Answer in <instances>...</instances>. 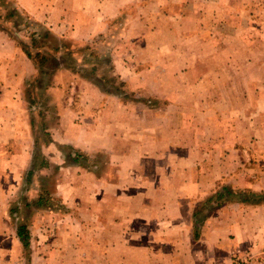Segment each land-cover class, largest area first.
Returning a JSON list of instances; mask_svg holds the SVG:
<instances>
[{"label": "crops", "instance_id": "1", "mask_svg": "<svg viewBox=\"0 0 264 264\" xmlns=\"http://www.w3.org/2000/svg\"><path fill=\"white\" fill-rule=\"evenodd\" d=\"M172 1L194 12L191 18L194 23L191 24L200 27L185 32L187 40L198 37L202 44L190 47L182 61L175 57L164 61L165 57L159 58L156 54V46L141 39L144 34L154 33V30H148V22L155 16L148 14L147 8L172 5ZM233 5L231 0H57L54 3L17 0L16 8L35 18L38 25L54 37L57 53L54 55L56 66H52V70H58L52 72V80L57 74L64 76L66 83L39 84L38 75L43 64L37 65L34 56L18 45L19 32L9 25L0 26V200L1 187L4 188L1 182L8 183L7 198L2 204L0 202V214L7 215L8 219L2 218L4 223L0 222V228L7 226L11 231V247L15 244L21 247L17 236L20 225L17 226L12 217L19 212L16 195L11 197L16 185L29 183L40 176L47 180L52 173L45 172L52 170L57 174L56 183L74 182V185L70 184L73 202L79 204L72 212L77 217L74 223H69L65 213L60 216L59 227L65 228L64 232H69L71 227L74 237L62 242L60 239L56 243L52 241L55 246L59 245L58 253L49 254L45 262L126 264L131 248L139 258L137 264H234L237 249L249 252L264 249V202L224 203L203 218L196 230L194 228L193 215L201 214L196 202L214 195L221 186L254 194L257 187L264 190V58L257 59L254 54L261 50L257 45L238 46L247 34H253L254 19L239 5L230 9ZM114 18L126 23L125 30L118 33L117 44L100 45L99 42L93 52L111 57L110 63L119 78L135 79L137 87L142 86L145 91L151 86L158 89L163 85L159 80L162 73L158 74L156 70L169 69L171 72H167V77L172 78L166 80L172 93L160 96L179 104L171 105L173 114L166 112L164 117L159 116L157 110L140 103L146 100L139 94L129 102L126 95L109 91L100 92L102 102L93 103L94 108L90 106L89 111L78 107L77 93L90 80L79 72L86 68L79 59L71 68L63 62L65 45L62 44L70 38L74 43L92 39ZM3 21L11 22L9 16H0V22ZM52 23H58L57 30L50 27ZM66 24L72 29L66 31ZM209 26L213 29L206 33ZM225 29L227 31L223 33ZM125 31L131 34H125ZM211 39H221L226 44L204 43ZM130 50L137 55L133 74L122 61L123 55ZM171 52L176 54L179 50L171 51L170 48ZM37 53L42 54V51ZM213 61L217 67L211 66ZM99 65L104 67L103 63H94L89 72L100 70ZM179 68L187 72L177 83ZM231 68L263 71L260 79L256 74L248 73L246 100L240 93L232 97L233 116L242 117L245 128L242 130L239 124L238 129L233 128L232 143L214 140L215 147L208 144L210 137L200 127L190 140L189 134L198 125L188 119L207 118L212 113L217 115L218 108L194 107L195 102L213 101V96L200 92L208 85L206 74L202 72L200 77H195L196 74L190 72ZM95 74V80L100 82L99 74ZM214 76L211 75L213 81ZM220 85L223 87L224 83ZM178 86L186 92L183 97L177 91ZM194 86L199 90L198 95L187 94V88ZM216 86L219 89V79H216ZM46 99L55 103L48 106H56L58 123L54 128H47L46 122L40 126L34 124V116L43 114L40 109L32 112V104L40 108V100L45 103ZM215 100L226 101L223 90L218 92ZM244 101L248 104L241 107ZM160 118L180 120L174 124H159ZM184 118L186 120L181 121ZM82 160H88L89 164ZM61 171H64L63 175ZM58 195L61 197L60 192ZM85 197L88 204L82 205ZM86 213L89 221L85 224L80 217ZM103 213L111 217L107 215L108 219H103ZM85 226L91 230L88 237L83 234ZM36 227L34 225L33 229ZM26 229L30 230V226ZM28 241L32 248L33 237ZM3 250L6 252L0 245V264L9 263L13 258L10 250H7L8 254L2 253ZM19 256L20 261L24 259V264H34L37 257L44 258L31 254Z\"/></svg>", "mask_w": 264, "mask_h": 264}, {"label": "rangeland", "instance_id": "2", "mask_svg": "<svg viewBox=\"0 0 264 264\" xmlns=\"http://www.w3.org/2000/svg\"><path fill=\"white\" fill-rule=\"evenodd\" d=\"M47 1V0H46ZM49 2H57V0H48ZM177 1V0H176ZM173 2V1H172ZM17 0H0V16H6L10 17V24H6L4 21L0 22V26H10L13 31H17L21 35L20 38L16 39V42L18 45H20L26 53L31 54V56H34V60L37 63V65L43 64V68L41 69L40 74L38 75L39 84L44 85L46 83H50L52 81H59L60 84L65 81L66 78L64 76H58L56 74L55 80L53 79V71L57 72V70H52V66L55 67V57L57 50H56V41L52 40L54 37L50 36L47 31L43 30V27L38 25V22H36L35 18H32L30 15L24 13V10L20 12L16 8ZM231 3L234 5L230 8L233 9V7L240 6L241 9L244 8L245 12H250L253 17L252 22V35L249 36L247 34L244 39L241 40L238 46L246 45H257L258 48H260V51H256L254 54L258 58H264V0H231ZM110 5V4H109ZM61 7V6H60ZM147 13L151 16H155L152 18L150 22H148V30L152 31V35L147 36L148 34L142 35L141 39H143L146 42H150V44L157 47V55L159 58H164V61L167 59L172 60L173 57L178 59L179 61L184 60L187 57V53L190 50V47L194 46H200L202 44V40L198 37L196 39H190L187 40L185 38V32L188 30H194L199 29L192 21V12L191 10H187L184 6L176 5L175 2H173L172 5L165 4L164 6H150L147 8ZM215 11V10H214ZM70 13V12H69ZM214 13V12H211ZM119 14V13H117ZM116 14V15H117ZM114 16H111L108 18H112ZM125 21H118L117 18H114L113 22H108L105 29L97 33L96 35L99 36V38H96L97 36H93L92 39H85V40H79L80 43H74L75 41L70 38L66 39L63 48L65 49L64 56L62 58L63 62L69 65V68L72 67V64L75 66V62L77 59L80 60L83 64L86 65V68L81 69V74L83 78H88L90 80V83L85 85H82L80 90L77 93L78 96V107L81 110H90V106L93 107V103L96 104V101H99L98 103L102 102L100 98V92L106 93V91L118 94L120 96L126 95L127 98H129V102L131 101V98L133 96H136L139 94V96L143 97L145 102H140L145 104L146 106H151L155 110H157L160 114H158L161 117H164L166 112L173 114L174 107L171 106L176 105L178 103H173L170 101L165 100V98H161L160 95H167V93H172L171 85L167 83V72H171L169 69H159L156 70V73H162V76L160 75V82L163 85H160L158 89L153 88L152 86L148 91H145L142 86L137 87L136 80H121L119 75L116 72V69L113 70V66L110 63V58H107L106 54L104 55H95L93 51L96 52V44L100 42V45H116L118 38V33L122 30H125ZM47 27V26H46ZM50 27H55V30L59 27L58 23H52L50 24ZM72 29L69 27V25H65V30ZM212 27H208L206 29L207 31L212 30ZM132 30L131 28L129 29ZM222 30H218V32H221ZM227 30H223L222 32L225 33ZM215 32V31H212ZM46 34V35H44ZM108 35L107 38H103V35ZM125 34L130 35L131 33H127L125 31ZM194 35V34H193ZM32 37V38H31ZM72 39V40H71ZM116 40V41H115ZM195 40V41H194ZM216 40V39H215ZM214 40V41H215ZM78 41V40H77ZM214 41H204V43L212 45L214 44ZM218 45L223 46L226 44L223 40L218 39ZM215 41V44L216 42ZM238 41H236L237 43ZM25 44V45H24ZM73 45V46H72ZM95 48V49H94ZM171 51L179 50V53L176 54L170 53ZM38 51H42L41 53H37ZM170 53V55H169ZM174 54V55H172ZM132 53V50L129 51L128 54H125L122 58V61L127 64L126 68L130 71L131 74L134 73V69L136 67V61L134 59H137V55ZM121 57V56H120ZM108 60V61H107ZM211 61V60H210ZM109 62V63H108ZM94 63H103L104 67L99 65L100 70H94L95 72H89L92 65ZM211 63V62H210ZM77 64V63H76ZM215 64V65H214ZM134 65L133 70H131V67ZM216 66V63L213 61L211 66ZM83 67V66H82ZM161 68V67H160ZM56 69V68H55ZM187 72V71H186ZM185 71L181 70L179 68V71L177 70V74L179 73L180 76H178L177 83L180 82L181 78H185ZM202 72L206 74L207 79L209 80L208 85L203 86L202 88V94L212 95L213 101H206L203 100L201 102H195L194 107H206L208 106H214L217 108V115H214L212 113L210 116L208 115L207 118L195 116L193 118H189V121H193V123H196L198 126L193 127L195 131L191 132L188 136L190 140L194 139L196 131L200 127L201 130H203V133L208 135L210 137V142L208 143L210 146L215 147V141L223 142V143H229L233 140V128L238 129L239 124L240 128L243 130L245 128V125L243 123L242 117H234V113L232 112V108L234 106L233 96L236 93L243 94L244 100L247 98L248 88L247 87V77L248 73L251 72L254 75L256 74L257 78L260 79L261 75L263 74V71H246V70H235V69H224V70H214V69H207L204 71L197 70V71H191L190 73L196 74L195 77H200L202 75ZM99 74L98 81L95 80L94 74ZM72 74V73H71ZM95 74V75H96ZM130 74V75H131ZM215 74L214 81L211 78V75ZM239 74V75H238ZM129 75V74H128ZM251 75V74H250ZM218 76V77H216ZM72 76H70L71 78ZM194 77V78H195ZM68 79V78H67ZM216 79H219V89L216 86ZM164 81L166 83L164 84ZM149 82V81H147ZM221 82L224 83V86L222 87ZM66 83V81H65ZM68 83V82H67ZM100 84V85H98ZM65 85V84H64ZM67 85V84H66ZM44 86H40V88H43ZM97 86V89L96 87ZM70 87L69 84V94H70ZM48 88V87H47ZM76 88H74L73 95L76 94ZM188 93L187 94H197L199 93V90L196 89V86L194 87H188ZM221 90L224 91L226 101H218L215 100V96L220 93ZM177 91L179 92L180 96L183 97L186 92L182 91L180 87H177ZM66 92L65 90L63 91ZM61 96V95H59ZM46 98H49L50 96H44ZM56 97V96H53ZM83 99V102H80V100ZM155 99V100H154ZM93 100V102H91ZM40 108L36 106L35 103L32 104V112L37 111L40 109V112H42L43 115L34 116V124L36 126H40L42 122H46L47 128H54L56 127L58 121L56 119V106L50 107L54 105L55 103H51L50 100L46 99L45 103L44 100H40ZM50 103V106H48ZM110 103V102H109ZM248 104L247 102H243L241 104V107ZM179 105V104H178ZM29 104H27L28 108ZM94 108V107H93ZM236 108V107H235ZM234 109V108H233ZM238 109V108H236ZM180 119L178 118H160L159 124H174L178 122ZM186 120L181 119V121ZM164 126V125H163ZM170 126V125H167ZM183 128V126H181ZM247 129V127H246ZM232 133V134H231ZM242 136V135H241ZM215 140V141H214ZM84 160H82L83 163ZM84 163L86 165L89 164L88 160ZM45 173H52L49 176V179L43 180L40 176L37 178H34L33 181L22 182L21 184H17L14 190V193L11 195V197L15 196V202L17 203L16 208L19 210L18 213H15L12 215L14 218V221L16 222V225H25L30 226V230H28V233L31 232V235L29 234V237H33V245L32 248L30 245H28L27 248H24V246L21 243V247L12 246V236L9 234L11 231H9V228L3 229V227L0 228V245L2 248L5 249L2 251V253L8 254L7 250H10V252L13 254V258L11 261H9L10 264H24L23 261H20V255L29 256L31 254L32 256H43L44 258H34V264H55L54 262H45L50 256L49 254H57L58 252L56 249H58L59 245L52 244V241L56 243L58 239L62 241L70 240L71 237H74L75 234H73V231L71 227H69V232H64L63 227H59L61 222L60 216L65 213L67 215V220H69V223H74V219L77 218L72 212L78 207V204L76 202H73L74 196L72 195L73 188L70 186V184H73V181H70L69 183H66L63 185V183H56L54 180L57 177V174L49 170ZM61 175H63L64 171H61ZM3 178V176H2ZM76 181V180H74ZM1 194L2 198L0 200L1 204L4 198H7L8 192H7V185L8 183L1 182ZM74 185V184H73ZM257 195H263L264 190H260L259 187H257ZM88 190V188H87ZM26 192H28V195H26ZM60 192L61 197L58 195ZM206 198H202L201 200L196 202V208H200L198 211L201 212V214L196 213L194 214V218H198L200 216H203L204 213L206 216L208 214H211V212L214 210V208L209 209L211 207L210 204H207L205 202ZM195 200V199H193ZM82 205H87L88 200L86 201V197L83 198ZM205 202V204L202 206V204ZM202 203V204H201ZM7 204V202L5 203ZM201 207H200V205ZM226 204V203H225ZM199 205V206H198ZM12 207V205L10 206ZM13 208V207H12ZM203 209V211L201 210ZM179 210V209H178ZM68 211V213H67ZM206 211V212H205ZM107 215L111 217L108 213H103L102 218L108 219ZM0 222L4 223L3 219L7 220V215L0 214ZM11 217V220H12ZM3 218V219H2ZM73 218V219H72ZM86 224V222L89 221L88 213L82 215L80 217ZM178 219V218H176ZM208 220V219H207ZM103 223H105L103 221ZM34 225H37L36 229H33ZM77 225V224H76ZM114 225V224H113ZM115 226V225H114ZM77 230V228H75ZM91 230L89 229V226L84 227L83 234L86 235V237L89 236V232ZM104 232V231H103ZM76 233V232H75ZM102 233V232H101ZM37 241L43 242L44 244L41 245V243H37ZM11 245V246H10ZM71 249L70 247H68ZM66 253H68V250H65ZM86 252H88V249H86ZM129 262L126 264H137V256L131 252V248L129 250ZM247 252V253H246ZM19 253V254H18ZM17 256V259H16ZM234 264H263L264 263V249L257 250V251H244L237 249L235 252V257L233 258ZM45 260V261H44ZM8 262L6 264H9Z\"/></svg>", "mask_w": 264, "mask_h": 264}, {"label": "trees", "instance_id": "3", "mask_svg": "<svg viewBox=\"0 0 264 264\" xmlns=\"http://www.w3.org/2000/svg\"><path fill=\"white\" fill-rule=\"evenodd\" d=\"M29 54V53H28ZM205 202L207 204H210L212 208H216L221 206L224 203L227 202H239V203H253L257 204L260 202H264V194L263 195H257L254 194L251 191H234L233 188L230 186H221L219 190H217L214 195L208 197ZM205 202L202 204V206L205 204ZM201 206V205H200ZM206 215L200 216L198 218H195L194 220V228L197 229L198 225L202 223L203 218H205ZM17 236L20 239L22 245L24 248L28 247L29 244V233L26 229L25 225H20L17 229Z\"/></svg>", "mask_w": 264, "mask_h": 264}]
</instances>
